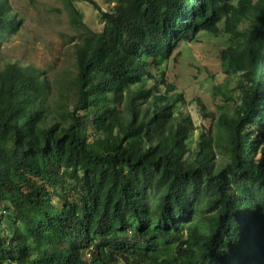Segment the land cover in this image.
<instances>
[{
	"label": "trees",
	"instance_id": "trees-1",
	"mask_svg": "<svg viewBox=\"0 0 264 264\" xmlns=\"http://www.w3.org/2000/svg\"><path fill=\"white\" fill-rule=\"evenodd\" d=\"M65 1L54 94L0 63V264H264V0H116L100 32ZM20 23L0 0V46ZM201 33L226 78L197 127L165 67Z\"/></svg>",
	"mask_w": 264,
	"mask_h": 264
},
{
	"label": "rangeland",
	"instance_id": "rangeland-1",
	"mask_svg": "<svg viewBox=\"0 0 264 264\" xmlns=\"http://www.w3.org/2000/svg\"><path fill=\"white\" fill-rule=\"evenodd\" d=\"M92 1L98 7L79 1L74 2V5L82 13L89 29L100 32L104 27L101 11H110L116 0ZM8 4L21 23L15 33L6 35L3 40L0 63L13 62L39 68L45 78L51 81L54 94L62 77L74 70V45L79 41V31L71 23L66 1L8 0ZM198 36V42L180 43L165 68L166 80L174 84L183 96L182 112L188 114L197 127H201L197 99L211 107L214 119L220 113L213 105L211 92L215 86L223 84L226 78L219 64L221 42L226 37L223 34L215 37L208 33ZM208 122L210 124V119L205 123ZM200 132L201 128H198L190 139L191 149L195 147ZM215 160L219 161L220 155H216Z\"/></svg>",
	"mask_w": 264,
	"mask_h": 264
}]
</instances>
